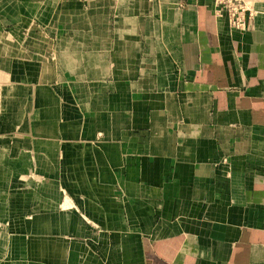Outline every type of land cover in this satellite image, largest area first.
I'll return each instance as SVG.
<instances>
[{"label":"crops","instance_id":"1","mask_svg":"<svg viewBox=\"0 0 264 264\" xmlns=\"http://www.w3.org/2000/svg\"><path fill=\"white\" fill-rule=\"evenodd\" d=\"M27 1L52 8L4 32L0 228L37 234L0 264H264V0L244 29L217 0Z\"/></svg>","mask_w":264,"mask_h":264},{"label":"rangeland","instance_id":"2","mask_svg":"<svg viewBox=\"0 0 264 264\" xmlns=\"http://www.w3.org/2000/svg\"><path fill=\"white\" fill-rule=\"evenodd\" d=\"M52 8V3L46 4H35L31 3V1H21V0H0V49L3 46V41H4V32H15L18 33L17 30H20L21 23L27 22L30 20L31 15L37 14L39 15L40 18H45L50 16ZM23 13L24 19H20V15L18 12ZM8 15L7 20L4 19V15ZM6 28V29H5ZM12 28V31L10 30ZM16 30V31H15ZM21 35L18 34L17 39ZM13 38V43H18L17 40H14ZM19 40V39H18ZM0 82H2V78H0ZM2 87V84H0V88ZM1 184H3L1 182ZM2 186V185H0ZM9 235L11 233L12 237L13 236H18V234H22L21 236H24L28 239H26L28 242L30 241L31 237H34L37 234V230L30 229V228H0V235L3 234ZM40 235L45 234V232L39 233ZM15 250V249H14ZM13 250V251H14ZM4 261H0V263H3ZM14 262V261H13Z\"/></svg>","mask_w":264,"mask_h":264},{"label":"built area","instance_id":"3","mask_svg":"<svg viewBox=\"0 0 264 264\" xmlns=\"http://www.w3.org/2000/svg\"><path fill=\"white\" fill-rule=\"evenodd\" d=\"M217 2L227 14L229 23L233 27L244 29L248 26L253 12L245 0H217Z\"/></svg>","mask_w":264,"mask_h":264}]
</instances>
